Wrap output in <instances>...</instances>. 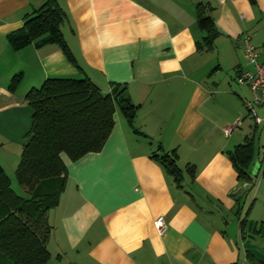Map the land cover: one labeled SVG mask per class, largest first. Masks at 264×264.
<instances>
[{
	"label": "crops",
	"instance_id": "1",
	"mask_svg": "<svg viewBox=\"0 0 264 264\" xmlns=\"http://www.w3.org/2000/svg\"><path fill=\"white\" fill-rule=\"evenodd\" d=\"M224 1L56 0L69 61L56 45L12 52L6 35L45 0H0V168L10 188L18 161L12 175L4 165L20 156L30 124L23 99L43 80L84 78L101 94L123 86L136 107L132 128L115 110L97 153L72 162L60 155L66 179L47 213L46 264H264V158L249 183L236 180L227 159L242 137L264 133V109L261 124L241 132L247 99L235 83L251 71L241 40L264 43V0ZM196 4L218 32L209 52L197 46ZM238 121V133L224 138ZM172 151L179 170H194L179 187L150 158ZM241 203L248 208L238 220Z\"/></svg>",
	"mask_w": 264,
	"mask_h": 264
},
{
	"label": "trees",
	"instance_id": "2",
	"mask_svg": "<svg viewBox=\"0 0 264 264\" xmlns=\"http://www.w3.org/2000/svg\"><path fill=\"white\" fill-rule=\"evenodd\" d=\"M206 11L205 6L195 5L196 26L203 35L197 46L199 50L209 52L218 32ZM64 20L65 15L57 7L56 0H45L38 10L23 18L19 30L6 35L7 45L14 53L30 44L37 49L43 45H56L71 61L59 31ZM19 80L20 75L11 78L7 87L9 92L14 91ZM127 96L123 86L111 84L108 93L101 94L84 78L45 79L39 88H31L26 93L23 100L30 111V124L13 174L26 198L13 193L0 168V261L6 264L48 262L45 249L50 232L47 213L56 208L66 179L60 155L72 162L85 154L97 153L113 126L115 110L132 128L136 107ZM242 142L227 153V159L236 180L249 183L253 137L244 138ZM150 158L162 167L175 186L179 187L183 173L191 180L193 178L194 170L190 165L183 172L177 168L173 151Z\"/></svg>",
	"mask_w": 264,
	"mask_h": 264
},
{
	"label": "built area",
	"instance_id": "3",
	"mask_svg": "<svg viewBox=\"0 0 264 264\" xmlns=\"http://www.w3.org/2000/svg\"><path fill=\"white\" fill-rule=\"evenodd\" d=\"M217 2L222 3L224 0H217ZM250 39L244 37L241 40V51L243 52V57L246 63L251 67L249 72H238L236 74V85L245 86L247 91H249L250 99L243 102V108L245 111L246 119L250 120L253 126H259L261 124V119L257 116V110L264 109V43L260 48H254L249 42ZM259 58V60H258ZM240 125V121L231 125L225 126L221 134L224 138L230 137L235 131H237ZM261 155L264 158V145L262 146ZM163 218L158 217L153 222V228L157 235H161L164 230Z\"/></svg>",
	"mask_w": 264,
	"mask_h": 264
},
{
	"label": "rangeland",
	"instance_id": "4",
	"mask_svg": "<svg viewBox=\"0 0 264 264\" xmlns=\"http://www.w3.org/2000/svg\"><path fill=\"white\" fill-rule=\"evenodd\" d=\"M241 90L242 91H244V93H243V95H244V97H245V99H247V100H249L250 99V94H249V91H247V89H246V87L245 86H241ZM258 116H260V118L262 117V114L260 113V112H258V114H257ZM249 126L250 128H252L251 127V125H252V122H250V121H248V120H244L243 121V123H242V128H241V132H243V133H250L251 132V130L252 129H245L246 128V126ZM260 130H262L261 129V127H259V128H257V130H256V132H255V135L253 136V148H254V158H253V161H252V164H251V166H250V169L248 170V173H249V175H250V177H251V179H253V177H254V171L256 172V170H257V168H258V164H257V162H256V158H259V161L261 160V158H262V156L263 155H261L260 154V147L263 145V143H264V133H262ZM241 132H239V134L241 133ZM238 133V131H235L233 134L235 135V134H237ZM232 134V135H233ZM239 134H238V136H239ZM258 135L260 136V137H258ZM243 138V137H242ZM242 138H241V140L239 141V142H242ZM19 153H20V151H19ZM18 157H19V154H18V156H17V158H12V160H9L8 162H6L5 163V165H4V169H5V171L7 172V174H10L11 173V175H12V173H13V169H14V167H15V165H16V163H17V161H18ZM261 166H264V161H263V159H262V162H261ZM5 172V173H6ZM7 177V176H6ZM11 178V188H12V191L15 193V195H17L18 197H24V193H23V190L20 188V187H18L17 185H16V183H15V181H14V178H12V177H10ZM8 179V178H7ZM250 194L252 195V193L250 192ZM248 194H246V196H247ZM251 195H249L248 197H247V199H248V204H249V201L251 202V200H250V198H251ZM248 204L245 206V208L243 207V205H242V203L240 204V207H242V209H241V211H240V213H239V216L237 217V218H235V219H238V220H242V218L244 217V214L246 213V211H247V208H248ZM0 264H6V262L5 261H0Z\"/></svg>",
	"mask_w": 264,
	"mask_h": 264
}]
</instances>
